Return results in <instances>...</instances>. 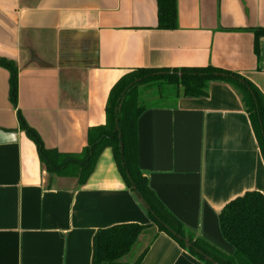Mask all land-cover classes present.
<instances>
[{"label":"crops","instance_id":"1","mask_svg":"<svg viewBox=\"0 0 264 264\" xmlns=\"http://www.w3.org/2000/svg\"><path fill=\"white\" fill-rule=\"evenodd\" d=\"M175 25L158 29L156 0H0V58L17 71L14 107L0 67V264H91L96 231L150 224L109 148L83 186L51 176L17 110L45 149L76 156L89 129L104 125L108 93L130 70L211 66L264 97V35L255 36L264 30V0H176ZM137 143L138 168L160 204L232 255L220 211L247 192L264 198V162L238 94L213 82L205 98L147 108ZM136 244V256L148 247L139 264H202L153 229Z\"/></svg>","mask_w":264,"mask_h":264},{"label":"trees","instance_id":"2","mask_svg":"<svg viewBox=\"0 0 264 264\" xmlns=\"http://www.w3.org/2000/svg\"><path fill=\"white\" fill-rule=\"evenodd\" d=\"M156 4L158 29L174 30L176 0H156ZM263 35L264 30L255 31L256 39ZM254 50L257 54V41ZM0 67L9 72V99L16 107V67L1 58ZM213 82L230 86L240 97L264 162V97L243 77L211 66L128 71L108 93L104 125L89 129L87 145L76 156L45 149L37 133L27 126L17 110L19 129L34 144L46 173L75 179L78 186H83L102 151L109 148L124 186L136 196L150 218L149 225L126 223L96 231L92 239L91 264H125L123 259L130 254L139 237L152 228L166 234L202 264H264V198L260 193L247 192L220 211L221 235L234 250L232 255H226L176 221L150 191L138 168L137 120L140 114L150 107H172L180 98H205ZM147 248L132 264L140 263Z\"/></svg>","mask_w":264,"mask_h":264},{"label":"rangeland","instance_id":"3","mask_svg":"<svg viewBox=\"0 0 264 264\" xmlns=\"http://www.w3.org/2000/svg\"><path fill=\"white\" fill-rule=\"evenodd\" d=\"M153 229V228H152ZM155 231V229H153ZM139 244H136L133 248L130 254L125 258V264H132L135 260L137 249H139Z\"/></svg>","mask_w":264,"mask_h":264}]
</instances>
